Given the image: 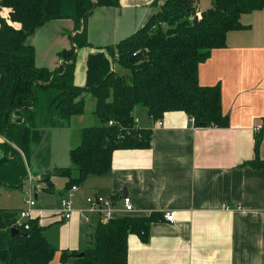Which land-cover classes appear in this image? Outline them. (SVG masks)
Instances as JSON below:
<instances>
[{"label":"crops","instance_id":"crops-1","mask_svg":"<svg viewBox=\"0 0 264 264\" xmlns=\"http://www.w3.org/2000/svg\"><path fill=\"white\" fill-rule=\"evenodd\" d=\"M163 1L119 0L118 7L96 8L87 22L91 46L77 50L75 85L85 86L88 56L98 52L97 47L104 52L105 47L144 27ZM8 12L3 10L2 17L8 18ZM241 21L246 28L230 32L226 47L214 49L199 66L200 85L221 89L228 127H195L181 111L168 112L154 121L146 109L137 108L138 127L152 131L151 147L115 151L108 174L90 176L78 186L71 220L64 221L60 209L42 218L45 211L37 209L41 185L33 219L47 229L67 222L61 227L59 245H53L57 252L51 264H72L71 260L61 261L62 252L86 248L94 226L85 224L79 212L87 207V199L111 198L116 218L124 217V190L136 208L131 216H163L151 225L147 243L137 235L129 236L128 264H264V166L250 164L256 156L264 162V9L243 15ZM77 32L81 30L72 19L53 20L38 29L28 40L35 49L36 65L56 69L62 61L59 53L74 46L72 38ZM113 68L116 70L115 64ZM83 115L60 127L34 129L30 155L19 150L27 177L31 174L28 179L38 180L43 172L71 165L70 151L75 146L68 147L63 160L54 161L51 131L70 129L74 119ZM259 125L262 130L256 133ZM7 142L0 137V158L11 157L2 147ZM67 191L65 180L60 196L64 198ZM0 210L14 209L3 205ZM166 212L175 213L174 223L165 220ZM83 226L88 229L86 235Z\"/></svg>","mask_w":264,"mask_h":264},{"label":"trees","instance_id":"trees-1","mask_svg":"<svg viewBox=\"0 0 264 264\" xmlns=\"http://www.w3.org/2000/svg\"><path fill=\"white\" fill-rule=\"evenodd\" d=\"M119 5V0H0V135L9 142L3 144L4 151L11 153L0 158V184L21 187L28 173L19 150L30 155L37 127H60L83 115L87 94L96 101L94 114L100 124L82 130L80 144L70 151L71 166L39 175L37 181L46 192H54L55 178H64L69 190L90 176L108 174L117 150L149 149L152 131L138 127L137 108L146 109L154 121L181 111L198 128L229 126L221 89L200 85L199 66L214 49L226 47L230 32L246 28L242 16L263 10L264 0H211L205 11L198 8V0H164L144 27L105 47L104 52L97 47L98 52L88 56L85 86H76L77 50L91 46L88 18L97 7ZM3 10L9 11L8 18L1 16ZM59 19L74 20L76 29L83 27V31L72 38L70 50L59 53L62 65L54 70L40 68L28 40L48 22ZM113 64L130 73H118ZM255 148L258 152L259 140ZM250 164L264 166L258 156ZM19 212L0 210L6 224L0 230V264H51L57 249L37 219L30 221L28 230L20 229L26 237L12 236ZM162 219L161 214L152 213L125 215L105 224L95 221L86 248L63 251L61 261L128 264L129 236L137 235L147 243L151 225Z\"/></svg>","mask_w":264,"mask_h":264},{"label":"rangeland","instance_id":"rangeland-1","mask_svg":"<svg viewBox=\"0 0 264 264\" xmlns=\"http://www.w3.org/2000/svg\"><path fill=\"white\" fill-rule=\"evenodd\" d=\"M211 7V0H198V8L201 11H205ZM99 8V7H97ZM160 10V7H159ZM155 13H157L159 11ZM154 13V14H155ZM93 16H98L99 13H94ZM116 71L122 75H127L130 72L128 70L123 69L118 64H115ZM88 97V98H87ZM85 99V113L83 115V118L80 119H74V123L71 124L70 129H54L52 130L51 134H54L53 140V146L56 151H54V154L52 156L53 160L58 162L60 160H63L64 157H66V152L68 150V147L70 145H74L75 147L78 146L81 142V129L84 127H91L100 124L99 119L94 114L96 101L91 96L88 95ZM80 120V122L78 121ZM1 138H5L4 136L0 135ZM6 151V149H5ZM71 166V165H70ZM31 174H29L28 177H30ZM25 179L22 182V185L20 188H8L5 185L0 184V207L7 206L11 207L14 210L27 209L26 205V193L30 188L31 184H36L38 181L33 178L29 180ZM55 193H45L43 190L40 191V201L39 206L37 209H43L45 211L42 218H47L49 215V212H55L60 209V204L62 200L66 199L67 195L63 197L60 196V192H63L65 190V180L59 178L55 180ZM47 198V199H46ZM67 223V222H66ZM66 223H55L49 226V228L46 231L47 238L49 239L50 243L56 247V245H59L62 233H61V227L65 225ZM87 228L83 226V234H87ZM92 232V230H90Z\"/></svg>","mask_w":264,"mask_h":264},{"label":"built area","instance_id":"built-area-1","mask_svg":"<svg viewBox=\"0 0 264 264\" xmlns=\"http://www.w3.org/2000/svg\"><path fill=\"white\" fill-rule=\"evenodd\" d=\"M3 11H1L2 16ZM201 17L200 12L197 14ZM63 64V61H60V65ZM192 123H194V119H191ZM110 126H113L114 123L110 122ZM262 130V125H259L255 128V132L259 133ZM41 190V185L31 184L29 190L26 193V210H21L16 219V222L13 228L18 230L24 229L28 230L30 227V221L33 219V210L37 205V192ZM78 192V186H72L67 191L66 199L62 200L60 204L59 214L64 221H69L73 218L75 214V208L73 204V200L76 197ZM113 200L111 198L101 197V196H93L87 199V207L85 209L80 210V215L85 224L91 225L95 221H100L101 223H108L109 221L116 218V209L113 208ZM136 212V208L130 197H124L123 199V213L127 215H132ZM165 220L170 223L175 222V213L174 212H166L164 215Z\"/></svg>","mask_w":264,"mask_h":264},{"label":"water","instance_id":"water-1","mask_svg":"<svg viewBox=\"0 0 264 264\" xmlns=\"http://www.w3.org/2000/svg\"><path fill=\"white\" fill-rule=\"evenodd\" d=\"M151 19V18H150ZM83 31V27H81V32ZM126 190H124V197H126ZM6 229V224L3 221V217L2 214L0 213V230H5ZM11 233L12 236H22V237H26V234H23L20 230L16 229V228H12L11 229ZM84 254H80L79 256H83Z\"/></svg>","mask_w":264,"mask_h":264}]
</instances>
